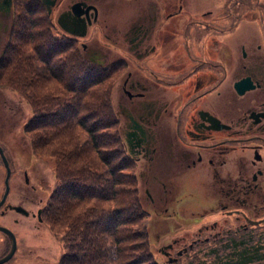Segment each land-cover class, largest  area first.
<instances>
[{"label": "flooded vegetation", "instance_id": "1", "mask_svg": "<svg viewBox=\"0 0 264 264\" xmlns=\"http://www.w3.org/2000/svg\"><path fill=\"white\" fill-rule=\"evenodd\" d=\"M225 1L0 0V95L12 92L1 67L11 74L21 36L45 35L50 58L69 40L102 66L154 236L184 229L161 243L182 254L264 228V0ZM91 34L101 37L94 50ZM8 143L0 130L10 161Z\"/></svg>", "mask_w": 264, "mask_h": 264}, {"label": "trees", "instance_id": "2", "mask_svg": "<svg viewBox=\"0 0 264 264\" xmlns=\"http://www.w3.org/2000/svg\"><path fill=\"white\" fill-rule=\"evenodd\" d=\"M38 33L16 42L11 74L1 67L11 82L1 86L30 107L23 133L33 153L54 160L55 183L41 216L64 247L59 264H158L131 161L122 154L111 82L69 40L55 53L52 47L50 58ZM226 240L210 264H264V230Z\"/></svg>", "mask_w": 264, "mask_h": 264}, {"label": "rangeland", "instance_id": "3", "mask_svg": "<svg viewBox=\"0 0 264 264\" xmlns=\"http://www.w3.org/2000/svg\"><path fill=\"white\" fill-rule=\"evenodd\" d=\"M211 2L212 5H216L218 3L222 4L224 0H211ZM88 38H91V41L87 42L88 46L92 47L93 50L95 47L99 48L100 34H91ZM92 55L99 57L100 51H92ZM29 117L30 108L23 100L21 101L20 97L13 92L9 93L7 91L0 95V130L9 141V156L11 158L10 165L12 171L9 180L10 195L8 196V200L14 205H22L30 213H36L39 208L45 206L53 189L55 183L53 172L54 160L45 151L44 155H38L31 150L28 139L22 133V126L27 122ZM24 171L28 175L27 183L24 181ZM4 175L5 170L0 160V195L3 189ZM137 185L140 189L139 197L142 200L143 207L146 210H151L143 180L139 179ZM219 216V213L205 216L196 225L201 224V222L207 219L212 220ZM0 224L10 228L17 240L14 256L5 264H59L64 249L59 237L54 234L47 223L38 222L35 216H23L13 210H7L4 215H0ZM147 226L150 230V215L147 218ZM255 229H258V231L264 230V228ZM151 230L152 236L149 237L150 246L159 264H210L216 258V255L211 256L210 253L213 249L218 248L217 245L208 244L181 256H177L176 251L183 245H177L170 253L172 257H176L177 259L173 263H168L167 257L159 253L158 248L162 247L159 244L163 243L164 236L179 235L184 229L179 227L175 231L166 230L160 236L159 241L153 235L155 232L153 225ZM8 248V239L0 232V256Z\"/></svg>", "mask_w": 264, "mask_h": 264}, {"label": "water", "instance_id": "4", "mask_svg": "<svg viewBox=\"0 0 264 264\" xmlns=\"http://www.w3.org/2000/svg\"><path fill=\"white\" fill-rule=\"evenodd\" d=\"M0 155H2L1 149H0ZM3 161H4V165L6 167V177H5V191H4L2 198L0 200V205L3 203V201L6 198V195L8 193V188H9L8 187V177L10 174V168L8 167V164H7L4 157H3ZM13 208L17 212H20V213L25 214V215L27 214V211L24 208H22L21 206H13ZM0 230L3 231L4 233H6L10 239V248H9L8 252L0 258V264H1L3 262L7 261L9 258H11V256L13 255L15 248H16V238H15L14 234L9 229H7L3 226H0Z\"/></svg>", "mask_w": 264, "mask_h": 264}]
</instances>
